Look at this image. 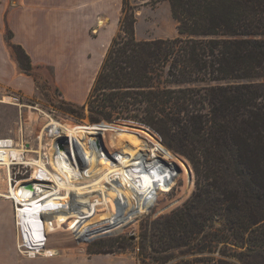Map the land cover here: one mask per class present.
Instances as JSON below:
<instances>
[{"label":"trees","instance_id":"16d2710c","mask_svg":"<svg viewBox=\"0 0 264 264\" xmlns=\"http://www.w3.org/2000/svg\"><path fill=\"white\" fill-rule=\"evenodd\" d=\"M164 1L179 36L136 39V17L124 0L85 102H67L66 110L86 107L90 122L150 127L191 162L195 189L162 222L163 249L191 246L202 235L189 252L210 250L216 241L245 248L243 264H264V0ZM5 37L22 72L35 80L29 55L11 30ZM158 162L172 173L171 164ZM33 179L12 186L15 201ZM212 216L223 221L215 233L206 232ZM174 258L172 264H235L205 255Z\"/></svg>","mask_w":264,"mask_h":264},{"label":"rangeland","instance_id":"374dc122","mask_svg":"<svg viewBox=\"0 0 264 264\" xmlns=\"http://www.w3.org/2000/svg\"><path fill=\"white\" fill-rule=\"evenodd\" d=\"M125 1L129 12L134 11L136 17V39L179 36L167 1ZM123 2L118 12L116 32ZM102 21L101 27L106 23V20ZM105 52L104 49L100 65ZM34 68L36 89L33 95L0 88V146L5 143L12 158V162L0 164V208L9 210L11 214L10 218H5V228L11 229L19 252H30L23 245V234L19 231V222L23 220L21 216L35 211L45 218V209H53L67 200V190L59 184L63 177L50 163L52 148L55 147L60 155L70 154L72 158L74 148L82 164L81 171L88 176L90 173L97 174L86 179L70 180L71 186H74L69 193L70 198L81 199L80 203L74 201L72 210H82L83 202L88 203L85 199L95 197L91 211L77 214V218L70 217L59 225L52 219L56 228L47 233V242H43L42 236L40 245L45 247H39L41 250L38 253L51 250L85 258L105 257L115 261V264H172L175 256L192 258L205 255L243 264L239 255L245 252V248L225 246L222 242L214 241L210 250L189 252L196 250L195 245L202 235L191 246L163 249L157 241L162 222L179 210L195 189L196 174L191 162L168 148L161 135L150 127L122 120L90 122L86 107L83 111L68 112L67 102L82 105L86 99L80 103L67 100L52 66L35 65ZM93 81L88 79L87 96ZM50 122L54 124L50 125ZM57 125L60 133H56ZM81 131L93 138L94 147L101 153V157L97 158L100 165L89 167L84 147L75 143ZM157 147L160 150L157 151ZM16 151H20L19 157L15 156ZM172 157L176 163L171 160ZM62 160L65 161V158ZM158 160L171 164L172 173ZM102 164L108 168L100 170ZM34 176L35 179L20 186L17 191L20 202L15 201L12 186ZM109 197L114 199L113 206L108 201ZM222 224L221 219L212 216L206 223V232L215 233ZM248 260L254 262L256 259L249 257ZM102 264L105 263L102 261Z\"/></svg>","mask_w":264,"mask_h":264},{"label":"crops","instance_id":"0c3cea01","mask_svg":"<svg viewBox=\"0 0 264 264\" xmlns=\"http://www.w3.org/2000/svg\"><path fill=\"white\" fill-rule=\"evenodd\" d=\"M121 1L0 0V88L26 96L36 89L34 78L22 72L8 45L5 35L10 29L13 42L23 47L34 66L54 68L67 100H85L88 79L95 78L104 49L116 32ZM102 19L106 20L103 27ZM10 216L9 210L0 208V264H115L105 257L68 252L22 254L11 229L5 228V218Z\"/></svg>","mask_w":264,"mask_h":264},{"label":"bare ground","instance_id":"6f19581e","mask_svg":"<svg viewBox=\"0 0 264 264\" xmlns=\"http://www.w3.org/2000/svg\"><path fill=\"white\" fill-rule=\"evenodd\" d=\"M51 124H54V122H50V125ZM57 127H58V125H57ZM58 129H60V127L57 128L56 133H58V132L60 133V130L58 131ZM62 132L64 133L65 131L62 130ZM79 134H80V137L76 136L75 143L77 142L79 144H82V146L84 147V154H86V156H84V157H88L87 159H89L88 166L91 167V165H93V164L96 166L98 164L100 165V162L98 163L97 158L101 157V155H100L101 153L98 151V149L96 150V148L94 147L93 138H89L90 134L84 133L82 131ZM81 139L83 141H81ZM71 143H72V147H73V145H74L73 137L71 139ZM6 148H8V146H6L5 143H3L2 146H0V164L12 162L10 150L6 149ZM14 153H16L18 155V156L15 155L16 157H19L20 151H16ZM51 154H52V158H51L52 160L50 163L52 164V166L55 169H57L59 174L62 175V177H63V180L59 184L64 186L67 190V200H66L67 203L65 202V204L59 205L53 209H45V211H47L45 218H41L40 216H38L35 211H28L27 213H25L24 215L21 216L23 218V220L20 222L22 234H23V238H24L23 239V245L26 246V248L30 250V253H33V252L38 253L41 249H43L45 247V246H42V244L40 245V240H41L42 236H44L43 242H47V237H46L47 233L56 228L54 226L53 222L51 221L52 219H55V222L58 223L57 225H59L61 223V221L67 220L70 217L77 218L78 217L77 214L82 215L85 213H89L91 211L90 206L93 205L92 203H93L94 198H95V197H93V198L85 199L88 201V203L83 202L82 210L78 211L76 209V207H74V209H76L77 211L72 210L73 209L72 206L74 204V201L75 202L77 201L80 203L81 199L72 200L70 198L69 193L73 191L72 188L74 187V186H71L70 180L71 179L77 180V179H81V178L86 179V178L91 177L93 174L96 175L97 173L96 172L92 173V174L90 173V175L88 176L85 174L86 173L85 171L84 172L81 171V169H82L81 165L82 164L77 159L76 152H75L74 148H73V154H71V156L72 155L74 156L73 158L70 157V154L69 155L67 154V156H65L63 154L60 155V153L56 150L55 147L52 148ZM63 157L65 158V161L62 160ZM104 164L101 165L102 168L100 167L101 168L100 170H102V171L106 169L105 167H107ZM108 201L110 202L111 206H113L114 199L109 197ZM96 205H98V204L97 203L94 204V210L95 211L97 210ZM86 210H87V212H85ZM44 253L51 254L54 252L51 250H46V252H44Z\"/></svg>","mask_w":264,"mask_h":264},{"label":"water","instance_id":"95a60500","mask_svg":"<svg viewBox=\"0 0 264 264\" xmlns=\"http://www.w3.org/2000/svg\"><path fill=\"white\" fill-rule=\"evenodd\" d=\"M28 186H29V184H28Z\"/></svg>","mask_w":264,"mask_h":264}]
</instances>
